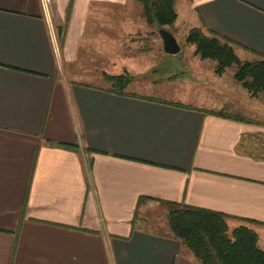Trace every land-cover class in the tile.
<instances>
[{"label":"crops","instance_id":"obj_1","mask_svg":"<svg viewBox=\"0 0 264 264\" xmlns=\"http://www.w3.org/2000/svg\"><path fill=\"white\" fill-rule=\"evenodd\" d=\"M135 3L52 0L58 54L40 0H0V264H199L166 224L139 226L151 207L166 210L160 202L223 214L264 252L260 108L230 114L57 78L82 45L112 52V34L132 38ZM174 8L184 37L200 28L231 41L241 61L264 57V0Z\"/></svg>","mask_w":264,"mask_h":264},{"label":"rangeland","instance_id":"obj_2","mask_svg":"<svg viewBox=\"0 0 264 264\" xmlns=\"http://www.w3.org/2000/svg\"><path fill=\"white\" fill-rule=\"evenodd\" d=\"M179 7L177 4L178 11ZM133 19L136 29L132 38H126L120 32L112 34V39L118 44L116 51L97 50L96 44L93 43L92 46L82 45L75 60L67 62L60 60L57 78L68 86L74 83L108 88L109 84L104 81L103 73L120 75L127 71L134 76L127 91L136 95L166 102L186 99L193 105L223 110L230 114L237 113L240 107L251 104L264 113V97H259L252 104L248 93L233 78L234 67L226 69L222 76L215 75V62L200 59L194 54V47L184 41L182 27L178 28L174 24L172 28L166 29L174 35L180 47L178 54L169 56L163 52L159 28L146 25L136 3ZM50 21L57 42V51L61 54L58 27L63 28L64 24L54 22L51 18ZM97 29H93L94 32ZM88 30L92 29L89 27ZM91 33L87 37L94 39L95 34ZM115 57L119 61L118 66L111 68L109 63ZM165 214L164 208L153 206L141 215L145 218L139 222V226L147 231L165 233Z\"/></svg>","mask_w":264,"mask_h":264},{"label":"trees","instance_id":"obj_3","mask_svg":"<svg viewBox=\"0 0 264 264\" xmlns=\"http://www.w3.org/2000/svg\"><path fill=\"white\" fill-rule=\"evenodd\" d=\"M135 1L147 26L159 29L174 26L177 19L175 0ZM184 41L194 47V54L200 59L215 62V75L222 76L226 69L234 67L235 82L251 97H264V57L241 61L231 41L212 32L206 34L200 28L190 29ZM103 79L109 84L107 92L133 97L127 92L134 80L131 74L103 73ZM214 115L223 116L220 113ZM142 201L145 199L141 198L138 203ZM160 203L166 208L165 223L171 237L178 240L199 264H264V252L259 249L258 237L251 229L239 227L229 232L227 217L223 214L172 202Z\"/></svg>","mask_w":264,"mask_h":264},{"label":"water","instance_id":"obj_4","mask_svg":"<svg viewBox=\"0 0 264 264\" xmlns=\"http://www.w3.org/2000/svg\"><path fill=\"white\" fill-rule=\"evenodd\" d=\"M158 34L162 41L163 52L166 55L174 56L180 52V47L171 32L164 28H160Z\"/></svg>","mask_w":264,"mask_h":264},{"label":"built area","instance_id":"obj_5","mask_svg":"<svg viewBox=\"0 0 264 264\" xmlns=\"http://www.w3.org/2000/svg\"><path fill=\"white\" fill-rule=\"evenodd\" d=\"M40 3H41V8L43 10L45 17L49 20L50 19V5L52 3V0H40ZM50 32H51V39L57 51V42H56V38L54 36L53 29L51 26H50Z\"/></svg>","mask_w":264,"mask_h":264}]
</instances>
